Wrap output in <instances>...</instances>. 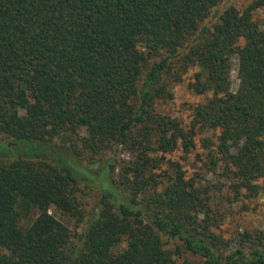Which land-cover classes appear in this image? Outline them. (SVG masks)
Instances as JSON below:
<instances>
[{"label":"trees","instance_id":"16d2710c","mask_svg":"<svg viewBox=\"0 0 264 264\" xmlns=\"http://www.w3.org/2000/svg\"><path fill=\"white\" fill-rule=\"evenodd\" d=\"M247 1L0 0V264H264V231L223 227L264 189V0ZM191 70L208 97L185 125L158 102ZM179 146L228 186L188 176Z\"/></svg>","mask_w":264,"mask_h":264},{"label":"rangeland","instance_id":"374dc122","mask_svg":"<svg viewBox=\"0 0 264 264\" xmlns=\"http://www.w3.org/2000/svg\"><path fill=\"white\" fill-rule=\"evenodd\" d=\"M225 2H227V4H234L235 6H238L240 8L244 7L248 3L247 0H224L223 4H225ZM261 16L262 12L257 11L256 17L258 18ZM237 64L238 59L235 58V66L232 72L233 88L235 90H237L239 86ZM192 73L193 70H191L186 75L184 81L175 83L173 85V96L170 99L160 100L158 102V109L161 112L179 119L185 125H187L191 120V105L202 102L208 97V95L196 94L193 90L188 87V81ZM35 148V145H30V143L23 142L20 143L19 146L13 148L12 153H30L34 151ZM199 150L200 147L198 146L190 152H185L183 148L179 146L174 152L168 154L167 158L181 160L188 176L195 175L200 171L201 167H204L202 171V173H204V176H207L214 182H224V187H227L229 184V180L221 176L220 173H222V170H219L217 174H210L208 173L207 168L203 165V163L197 160V152ZM121 157L127 159L130 157V154L126 150H122ZM101 165V162H97L92 166V168H99ZM81 189L82 190L78 192L79 197L84 201L85 207L92 208L96 203L98 196L97 187L88 188L84 185H81ZM245 201L248 205L245 209L242 208V202L233 203V205L230 207V215L228 216L227 221L223 226L225 233L229 236H232L234 232H242L244 231V229L252 231H264V189H262L258 197L253 198L251 200L245 199ZM66 221H68L72 228L76 227V220L74 218L68 219L66 217Z\"/></svg>","mask_w":264,"mask_h":264}]
</instances>
